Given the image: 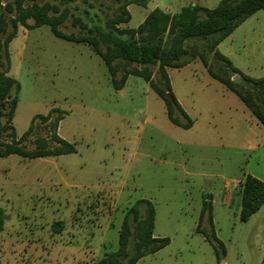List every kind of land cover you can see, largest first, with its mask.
Here are the masks:
<instances>
[{
  "label": "rangeland",
  "instance_id": "374dc122",
  "mask_svg": "<svg viewBox=\"0 0 264 264\" xmlns=\"http://www.w3.org/2000/svg\"><path fill=\"white\" fill-rule=\"evenodd\" d=\"M17 1L3 4L15 7ZM36 1L54 4L55 14L66 10L58 29L76 36L88 33L82 24L105 26L122 4ZM219 1L149 0L145 7L130 3V20L118 26L137 27L154 3L172 13L190 3L213 8ZM0 12L7 23L0 32L3 41L12 29L13 13ZM194 43L202 51L210 46L203 39L186 45ZM218 51L240 72L264 76V10L236 27ZM8 53L7 74L20 85L11 122L17 137L33 116L56 107L63 111L57 133L75 151L36 158L0 156V264H95L117 250L123 216L138 199L154 207L153 236L169 242L136 264H264V205L240 221L238 195L245 173L264 179V126L199 58L167 68L171 93L187 117L175 109L174 115L183 123L191 121L183 127L169 120L164 99L142 77L129 75L122 88L114 89L105 63L89 45L57 38L47 25H18ZM206 56L214 71L232 74L219 58ZM5 67L0 47V69ZM125 68L143 67L120 65L118 80ZM151 70L157 80V68ZM232 79L239 81V75ZM35 124L20 145L31 150L42 136L57 146L50 140L49 123L37 118ZM0 140L11 139L3 134ZM226 192L231 196L227 202ZM204 202L210 205L211 221L204 217L197 232ZM57 221L62 223L59 231L52 228ZM212 231L225 247L219 262L205 239ZM134 243L131 237L130 255Z\"/></svg>",
  "mask_w": 264,
  "mask_h": 264
},
{
  "label": "trees",
  "instance_id": "16d2710c",
  "mask_svg": "<svg viewBox=\"0 0 264 264\" xmlns=\"http://www.w3.org/2000/svg\"><path fill=\"white\" fill-rule=\"evenodd\" d=\"M3 1L0 0V8L13 13V16L10 18L12 29L3 41H0V47L4 49L6 60L5 69H0V138L3 134H7L11 140L9 142L0 140V156L19 154L23 157L36 158L75 151L74 147L57 133L63 111L56 107L49 109L46 114L33 116L27 130L17 137L11 122L18 101L20 85L7 72L9 68L8 43L15 36L18 25L26 29L47 25L57 38L89 45L105 63L114 89L122 88L129 75L142 77L164 99L169 120L183 127H189L191 121L187 120L183 123L174 115L175 109L181 116L187 117L171 93L167 68H180L193 59L199 58L209 74L234 92L252 116L264 126V76L250 77L240 72L217 50V45L245 19L258 10H264V0H220L213 8L190 3L173 13L155 7L148 11L135 28H120L118 24L130 20L127 8L130 3L145 7L149 0H116L122 2L120 13L106 20L105 26L82 24L88 33L80 36L73 33L65 34L58 29V25L65 20L67 11L55 14L58 8L54 4L49 2L39 4L36 0H30V4L23 5L22 0H18L15 7H12L10 2L3 4ZM29 18L33 19V23L27 22ZM6 26L7 23L2 19L0 12V32H4ZM191 39L210 40L209 49L202 51L196 43L188 47L186 42ZM206 53L219 58L232 74L225 72L223 76L220 72L214 71ZM120 65H135L143 68H125L118 80L116 76ZM151 67H156L158 70L157 80L153 79ZM235 74L239 75V81L232 79V75ZM167 92L172 95V100L165 97ZM37 118L42 123H49L50 140L57 146H51L47 138L42 136L35 138V147L31 150L20 145L34 130ZM238 195L240 199L239 219L247 221L264 204V181L253 175L244 174ZM154 217V207L149 200H136L123 216L118 233L117 250L106 253L95 264H136L145 254L153 253L164 247L169 239L153 236ZM204 217L211 221V209L207 202L202 205L197 232H201L199 227ZM61 227V221L52 224L55 231H59ZM131 237L135 239L133 255H130L128 251ZM205 239L212 246L219 262L225 255L223 243L213 231L205 233ZM126 258L127 260L124 261Z\"/></svg>",
  "mask_w": 264,
  "mask_h": 264
},
{
  "label": "crops",
  "instance_id": "0c3cea01",
  "mask_svg": "<svg viewBox=\"0 0 264 264\" xmlns=\"http://www.w3.org/2000/svg\"><path fill=\"white\" fill-rule=\"evenodd\" d=\"M192 4H196V3H192ZM155 7H158V5H157V3H154L149 9H148V11H150L151 9H153V8H155ZM163 10V9H162ZM164 11H166V10H164ZM166 12H168V11H166ZM148 13V12H147ZM146 13V14H147ZM168 13H171V12H168ZM173 13V12H172ZM146 14H145V16H146ZM144 16V17H145ZM224 40V39H223ZM222 40V41H223ZM222 41L217 45V50H218V47H220V45L222 44ZM167 73H168V69H167ZM245 174H250V175H253V176H255V177H257V178H259V179H261L262 181H264V179L262 178V177H259V176H257V175H255V174H253V173H245ZM243 178V177H242ZM240 181H241V179H239ZM234 183L231 185V187H234ZM228 197H230L231 198V196L229 195V194H227V192H226V198H225V201L227 202V200H228ZM264 205V204H263ZM263 205L261 206V207H263ZM261 207L257 210V211H259L260 209H261ZM256 211V212H257ZM255 212V213H256ZM254 213V214H255ZM224 264H225V261L223 260L222 261ZM222 262H221V264H222Z\"/></svg>",
  "mask_w": 264,
  "mask_h": 264
},
{
  "label": "water",
  "instance_id": "95a60500",
  "mask_svg": "<svg viewBox=\"0 0 264 264\" xmlns=\"http://www.w3.org/2000/svg\"><path fill=\"white\" fill-rule=\"evenodd\" d=\"M165 97L168 98L169 100H172V95L170 93H165Z\"/></svg>",
  "mask_w": 264,
  "mask_h": 264
}]
</instances>
